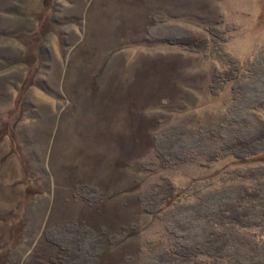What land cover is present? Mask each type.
<instances>
[{
    "label": "rangeland",
    "instance_id": "374dc122",
    "mask_svg": "<svg viewBox=\"0 0 264 264\" xmlns=\"http://www.w3.org/2000/svg\"><path fill=\"white\" fill-rule=\"evenodd\" d=\"M231 23L225 46L247 63L264 48V0H0V264H47L75 224L105 238L98 264H159L184 234L172 224L198 232L208 204L239 191L215 183L264 153L209 156L230 132L232 84L213 95L215 60L171 43L214 42ZM177 129L192 135L170 150ZM193 133L207 145L184 147ZM169 178L192 199L149 212ZM235 239L236 253L203 260H264L251 232Z\"/></svg>",
    "mask_w": 264,
    "mask_h": 264
},
{
    "label": "trees",
    "instance_id": "16d2710c",
    "mask_svg": "<svg viewBox=\"0 0 264 264\" xmlns=\"http://www.w3.org/2000/svg\"><path fill=\"white\" fill-rule=\"evenodd\" d=\"M236 24H229L226 28H211L210 32L214 42L209 39L195 41L191 35L178 36L171 40L172 44L186 47L196 53L210 55L216 62L213 68L210 91L213 95H221L229 84H232L233 97L230 107L229 134L221 138H213L214 146L208 145V154L212 159H224L234 156L238 159H247L264 153V48L258 51L253 59L247 63L230 52L225 41L229 32L236 29ZM174 130L167 132L163 140L170 150L175 149L179 143V135L187 137L190 131ZM196 135L195 133H193ZM207 134L201 133L197 140H188L184 147L198 148L200 143L207 141ZM187 140V139H186ZM157 142V147L160 145ZM201 145V150H203ZM165 159L169 158L163 155ZM159 163H156L158 167ZM231 182L239 188L237 193L224 197L219 196L218 201L208 204L198 221V232H192L190 221L172 224V233H179L174 244L162 250L157 256L159 264H208L203 256L226 258L236 253L237 241L235 236L241 231L251 232L264 247V164L246 168L234 169L228 177L216 181L215 185H224ZM161 189L150 195L149 212L154 209L168 208L177 204L181 199L191 200L189 191L179 188L175 180L169 178ZM164 189H163V188ZM214 192V191H213ZM212 192V193H213ZM194 221V220H193ZM76 227V228H73ZM60 235L51 236L54 240L60 236L61 250L57 258H51L47 264H98L100 248L105 240L101 232L88 226H70L60 228ZM176 235V236H177ZM50 237V238H51ZM259 244V243H258ZM256 264H264L258 260Z\"/></svg>",
    "mask_w": 264,
    "mask_h": 264
}]
</instances>
